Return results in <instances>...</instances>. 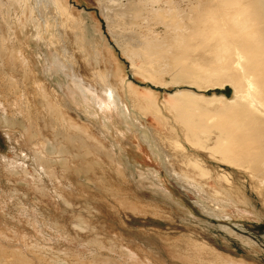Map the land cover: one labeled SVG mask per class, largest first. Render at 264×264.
Segmentation results:
<instances>
[{"label": "rangeland", "instance_id": "374dc122", "mask_svg": "<svg viewBox=\"0 0 264 264\" xmlns=\"http://www.w3.org/2000/svg\"><path fill=\"white\" fill-rule=\"evenodd\" d=\"M123 2L127 1L123 0ZM133 2L135 7L132 5L130 11L124 13L125 17L117 14L111 20L103 13L100 6L101 0H68L69 17L63 10L49 6L50 10L46 14V19L53 13L55 19L48 21L45 39L49 45V41L56 45L61 38H65L69 42L70 54L78 63L84 64L82 70L86 74L98 68L103 72V78L111 84L115 82L118 84L120 80L128 82L135 92L148 101H154L169 108L177 105V110L188 116L190 113L192 115V111L188 112L189 109L197 111L196 113L193 111L194 117H189L194 118L193 120L196 118V120L210 122L217 118L221 113L220 107L225 102H223L224 99L218 100L215 97L213 98L216 101H213L212 96L217 94L232 99L235 88L228 81L217 84L204 82L206 85L198 88L187 79H175L177 82H174L175 80L172 81L168 74L160 76L163 79L160 78L162 80L160 82L147 78L146 72H143L140 67L146 64L144 59L155 46V43L150 41L149 32L160 33L162 37L165 35L166 28L156 26L152 24V21H144L143 17L136 18L134 15L138 16L141 13L139 10L147 6H142V0H133ZM171 2L173 3L174 0H168L167 4L172 5ZM160 10L164 12L163 9ZM22 12L21 6L13 8L10 0H0V257L4 261L7 260L0 261V264H104L108 261H114L115 264L117 262L118 264H143L120 252L121 241L117 240L118 243L111 239H115L114 236L117 233H114L110 225L113 224L116 230L123 226L124 229L134 231L130 235L131 238L136 236L139 239L143 231L148 237L154 231L151 225L145 222V217L158 213L155 206L161 199L162 201L170 200L169 204H179L182 209L188 211L186 214L182 212L189 218L177 217L175 224L187 225L188 228L194 226L209 233L211 239V245L207 249L210 251L199 249L190 240H181L178 244L162 246L163 250H158V253H165L163 256L168 258L165 264H175L174 261L180 260L178 257L186 259L187 262L181 261L190 262L189 264H264V209L261 208V204L253 198L247 202H237L233 199L227 205L224 203L226 205L224 211H217L215 215L209 214L197 202L201 201L202 197L181 186L168 174L166 170V166H170L168 158L158 145L160 143L162 148H165L168 142L164 141V138H170V135L166 132L165 123L156 119L150 111L142 110L136 102V104L130 102V105L126 107L117 98L116 107H113L110 112H104L97 102L96 94L86 89L85 95L82 96V93L76 95V102L71 101L72 104L64 105L63 110L56 109L54 99L47 95L50 91L48 82L51 83L53 90L57 89L58 92L62 91V85L71 89V83L66 82L64 75L53 73L50 69L58 54L49 45L45 49L47 62L43 63L49 66V69L43 73L46 75H44L46 81L38 75L39 73L25 70L23 65L18 63L16 57L19 53L15 51L21 46L18 42L21 35L18 36L16 30L21 31L20 27H24L26 32L29 29L23 19L16 18V14L22 17ZM28 14L29 11L25 9L23 17ZM46 19L44 18V21ZM91 23L95 27H89ZM88 29L92 34L95 31L99 32L102 36L99 42L105 46L101 49L102 54L98 51L97 60L93 59L90 64H85L86 56L81 50L83 45L79 44H82L80 41L84 43L83 33ZM25 32L22 34L24 35ZM157 43L160 42L157 41ZM185 61L192 67L200 60L198 56H190ZM36 62L39 63L40 59L34 56V64L38 66ZM95 78L99 79L100 75L96 74ZM179 90L181 93L177 94ZM190 92L196 95H191ZM43 104L50 106L52 124H55V129L52 127L50 130L45 125L50 123V117ZM185 108L188 109L185 110ZM3 114L15 115L20 119L15 124H9L1 118ZM215 114L217 117H214ZM79 122L91 124V126L80 128L77 137L87 138L94 157L96 154L100 159L109 160L113 154L114 158L118 157L117 151L122 153L120 154L121 162L127 167L131 180L142 185L139 189L143 193H134L136 197L132 196L130 199L139 203L144 209L145 212H136L144 213L143 216L135 215L134 219H130L125 213L117 209L114 211L113 202L109 201L113 198L111 192L107 193V190L104 192L95 177L79 164H74V167H70L68 171L63 168L61 160L65 157L71 160V154L59 153L57 147L52 148V144L60 145L68 141L70 130L64 128L67 124L74 125L73 123L81 127ZM98 128L108 133L106 147L98 144L101 142L98 134L102 135ZM63 131L68 135H65ZM71 132L74 134V131ZM156 133L161 136V140L157 138ZM110 147L114 153L110 152ZM20 149L30 150L42 156V161L45 160V162L36 161V167L41 165L46 169L43 175L39 173L40 168L36 170L33 167L35 160L26 159L28 162H22L15 158L16 154L20 153ZM174 155L179 160L178 153ZM182 163L189 165L192 161L186 160ZM94 164L98 166L97 161H94ZM106 168L109 169V166ZM151 171L157 178H161L155 180L159 184L156 194L147 188V179L152 174ZM102 181L106 185L117 186L119 192L121 189L118 187L125 184L113 168H110L107 173L104 172ZM57 188L65 191L67 197L77 203L73 205L71 202L74 201H71L69 206L65 205L66 207H79L83 209L84 214L91 212L92 215L86 218L88 223L92 224L96 221V225L100 227L95 230L103 227L107 235L111 237L108 238L111 241L109 244L90 242L87 241L86 235L74 234L75 232L70 229L71 219L59 213L60 208L57 207V199L54 195ZM209 199L219 204L210 195ZM62 201L64 204L65 199L63 198ZM87 208L92 210L88 211ZM61 216L64 218L62 219ZM57 218H61L60 221ZM73 218L76 220L77 216ZM170 220L173 219L165 221L156 218L154 221L161 223L164 227L169 226V222H174ZM124 223H128L125 224L126 227ZM188 228L185 227L182 231L187 232ZM63 229L66 230L65 233L61 232ZM136 229L140 230L138 234ZM68 231L72 233H67ZM102 236L100 235L101 238ZM102 240L105 241L104 238ZM24 248L26 253L23 251ZM168 252L171 254H167ZM224 254L232 255L234 259L229 258L231 261L228 262L223 257ZM136 257L145 260L138 255ZM158 263L161 264L163 261Z\"/></svg>", "mask_w": 264, "mask_h": 264}, {"label": "bare ground", "instance_id": "6f19581e", "mask_svg": "<svg viewBox=\"0 0 264 264\" xmlns=\"http://www.w3.org/2000/svg\"><path fill=\"white\" fill-rule=\"evenodd\" d=\"M126 1L125 3L123 0H105V2L101 0L100 6L104 11L103 13L111 20L117 14L124 16V13L130 11L132 5L135 7L133 0ZM167 1L142 0V6L147 7H142L138 16L134 15L136 18L143 17L144 21H152V24L166 28L165 35L162 37H160V33L148 31L151 34L150 41L154 42L155 46L151 48L144 59L146 64H142L140 68L143 72H146L147 78L152 81L160 82L163 80L160 76L168 74L172 81L187 79L191 84H196L198 88L204 87L207 82L217 84L228 81L231 83L235 88L232 99L217 94L212 96V98L215 97L218 100L224 99L225 104L222 102L224 107L218 108L221 113L215 111V113H220L218 117L215 114L214 117L217 118L212 119L213 121L210 122L206 119L208 123L201 121L202 119L196 120L195 118V121L194 118H189L190 116L194 117L193 113L195 111L192 109L188 110V112L192 111V115L190 113V116H188L179 109L177 110V105L176 107L172 105L169 108L159 105L160 103L146 100L135 92L128 82L126 84L123 80H120L118 84L116 82L111 84L103 78V72L98 68L92 69L91 72L86 74L82 70L84 64L78 63L70 54L69 42L65 38H61L56 45L49 41V45L45 39L46 29L49 25L48 21H54L55 19L54 13L46 19V14L50 10L49 6L63 10L69 17V13H67L70 6L68 0H10L13 8L21 6L23 10L22 17L16 14V18L18 20L23 19L29 27L26 32L24 27H20L21 31L25 32L24 35L21 31L16 30L18 36L21 35L24 38L20 37L18 39L21 46L15 51L19 53L16 58L25 70H30L35 74L39 73L38 75L46 81V75L44 74V76L43 73L49 69V66L43 64L47 62L45 49L49 45L57 52L58 56L53 60L50 69L53 73L64 75L66 82L71 83V89L67 85V87L62 85V91L58 92L57 89L53 90L51 83L48 82L50 91L47 92V95L54 99L56 109L63 110L64 105L72 104L71 101L76 102V95L80 93H82V96L85 95L84 90L86 89L96 94L97 102L104 112H110L113 107H116L117 98H119L118 100H121L126 107L128 104L130 105V102H136L137 104H135L142 110L150 111L156 119L165 123L166 132H168L170 138H164V141L168 142L167 146L163 147L164 149L160 143L158 147L168 158L170 166L167 165L166 170L177 183L202 197L201 201L197 202L209 214L215 215L217 211H224L225 206L233 199H236L237 202H247L253 198L264 209V0H174L173 3L171 2L172 5H168ZM25 9L29 11V14L23 17ZM160 9H163L164 12ZM88 26L95 27L92 23ZM83 36L84 43L80 41L82 44L79 45H83L81 50L84 51L86 56L85 64H90L93 59L97 60L98 51L101 53V49L105 45L99 42L102 36L97 31L92 34L88 29L84 31ZM98 43L100 44L98 45ZM93 47L96 49L94 50ZM191 53L193 55H190ZM34 56L40 59L39 63L36 62L38 66L34 64ZM190 56H198L200 61L190 67L185 61ZM59 67L62 69L58 70ZM96 74L100 75L99 79L95 78ZM174 82H177V80ZM54 84L56 83L54 82ZM53 87L55 88V86ZM178 93H181V91H177ZM190 94L196 95L192 92ZM187 96L189 95L187 94ZM212 100L216 101L214 98ZM42 106L46 107L50 117V123L45 124L46 127L50 130L52 127L55 129V124H52L50 106L48 104ZM196 115L195 117H197ZM199 116L201 117V114ZM210 117L209 119H211ZM1 118L9 124H15L20 119L15 115L6 114H3ZM79 123L81 127L73 123L74 125L67 124L64 128L70 130L68 141L60 145L52 144V148L57 147L59 153L68 152L71 154V160L66 157L61 160L60 163L64 166L63 168L68 171L70 167H74V164H79L85 171H89L95 177L104 192L106 190L107 193L111 192L113 198L109 201L113 202L114 209H112L114 211L117 209V211L125 213L130 219H134L135 215L143 216L144 213L137 214L136 212H145L144 209L139 203L131 200L132 196L136 197L134 193H143L139 189L142 185L131 180L127 167L121 162L120 154L122 153L117 151L118 157L114 158L113 154V157L109 160L100 159L96 154L94 157L92 148L88 146L87 138L77 137L80 128L91 126V124ZM98 129L102 133V135L98 134L101 140L98 144L101 147H106L108 133L100 128ZM71 131H74V134ZM63 133L68 135L64 131ZM156 136L161 140V136L157 133ZM44 144L47 150V145L45 142ZM110 152L114 153L112 147H110ZM174 153H178L179 160L176 159ZM15 158L22 162L33 159L35 160L33 167L36 170L40 168L39 173L43 175L46 171L41 165H38V168L36 167V161L41 162L42 156L35 152L20 149V153H17ZM186 160H191L192 163L189 165L182 163ZM94 161L98 162V166H95ZM42 162H45V160ZM108 166L109 169L113 168L125 183L118 187L121 189L120 192L117 191V186L106 185L102 181L104 172L107 173L109 170L106 168ZM152 174L148 176L147 188L153 194H156V189L159 187L156 181L161 178H157L153 172ZM81 191H83V188ZM54 195L57 199V207L60 208L59 213L61 215L65 214V217L71 219L70 221L67 220L74 226L71 225L70 229L75 232V235H86L87 241L103 242L105 245L111 242L108 239L111 237L107 235L103 227L100 230H95L100 227L98 224L96 225V221H93L92 224L88 223L86 218L92 215L91 212L88 215L87 213L84 214L83 209L81 210L79 207H66L65 205L69 206L70 202L74 200L67 197L65 191L60 188L55 189ZM124 195L129 197H124ZM209 195L219 204L211 201ZM63 198L65 199L64 204ZM158 201L159 203L155 206L158 213L145 217V222L147 225H151V229L154 231L148 237H146V232L143 231V233L141 232L142 237L140 236L139 239L136 236L131 238L130 235L134 231L124 229L123 226L116 230L113 224L110 225L113 227L114 233H117L114 236L115 239H111L115 242H118L117 240L121 241V243H118L122 245L119 248L122 254L135 258L143 264H153V262L159 264V261H163L161 264H165L168 260L163 256L165 253H158V250H163L162 246L164 245L168 246L172 243L178 244L181 240H190L201 250L209 248L211 245L209 233L203 232L194 226L188 228L187 225L175 224V221L178 220L177 217L186 218L187 215L185 216L183 212L186 214L188 211L182 209L179 204H169L168 201L170 200L162 201L161 199ZM71 203L73 204L75 201ZM96 209L98 210V208ZM68 214L70 215L68 216ZM71 215H73L72 218ZM75 216H77L76 220L73 218ZM61 218L64 217L61 216ZM156 218L165 221L173 219L170 221L174 222H169V226L163 227L161 223L154 221ZM187 218L189 217L187 216ZM59 219L57 218V220ZM63 223L65 224V222ZM128 223H124V225ZM185 227L188 228L187 232L182 231L185 230ZM61 232L65 233L66 230L63 229ZM67 233L72 232L68 231ZM99 234L101 236L105 235V237L102 236L105 241L102 240ZM25 250L24 248V253H26ZM167 254L171 253L168 252ZM137 255L145 260L137 258ZM223 257L228 262L231 261L229 258L234 259L232 255L224 254ZM186 258L190 259L189 257ZM178 259L180 260L174 261L175 264L190 263H185L187 261L182 257H178ZM2 260L0 257L1 262L4 261ZM244 263L248 262L244 261ZM104 264L115 263L114 261H108Z\"/></svg>", "mask_w": 264, "mask_h": 264}]
</instances>
